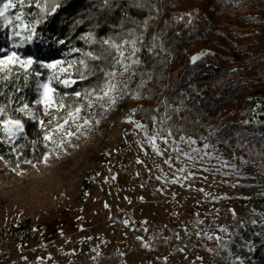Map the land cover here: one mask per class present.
<instances>
[{
    "label": "rangeland",
    "instance_id": "rangeland-1",
    "mask_svg": "<svg viewBox=\"0 0 264 264\" xmlns=\"http://www.w3.org/2000/svg\"><path fill=\"white\" fill-rule=\"evenodd\" d=\"M226 1L212 0L209 4L216 8L209 12L233 16L259 3L264 10V0ZM164 11L160 8L143 24L139 40L120 43L129 41L125 57L132 55L133 47L140 49L136 57L141 63L128 71L120 68L112 81L128 94L114 104L94 102L82 107L80 119L63 121L62 129L50 133L52 140L42 139L40 162L32 163L33 145L24 133L10 144L0 132L5 147L0 155V264H260L246 235L258 228L264 231V172L259 175L237 153L227 154L215 145L204 149L187 139L174 141L165 128H148L133 117L137 99L129 88L144 66L142 46ZM42 48L45 60L64 59L69 51L61 45L55 51L53 46ZM37 49L30 45L18 51L28 55ZM79 55L74 52L68 59ZM55 87L60 93L69 89ZM34 90L38 98L35 84ZM71 97H65L67 103ZM73 97L77 104H87ZM38 107L36 120L19 112L13 115L45 132L39 121L47 124L52 115L45 116L43 106ZM258 112L264 108L259 106ZM158 131L154 143L160 155L148 140Z\"/></svg>",
    "mask_w": 264,
    "mask_h": 264
},
{
    "label": "trees",
    "instance_id": "trees-1",
    "mask_svg": "<svg viewBox=\"0 0 264 264\" xmlns=\"http://www.w3.org/2000/svg\"><path fill=\"white\" fill-rule=\"evenodd\" d=\"M211 1L110 0V5H105L103 0H64L63 7L47 25L38 28L42 39L49 43L37 46L39 50L53 46L55 51L57 46L51 44V38L56 37L64 39L66 43L61 46L68 49L103 51L107 47L101 45L103 39L110 38L119 44L123 40H139L142 21L151 18L158 9H165L161 23L142 46L140 58L144 66L134 76V86L129 88L140 97L133 110L134 119L148 128L171 131L174 141L181 136L191 137L198 147L210 144L227 154L237 153L244 162L254 165L260 175L264 172V112H258L259 106L264 108V10L259 3L243 14L215 16L208 10ZM137 2L143 7H136ZM76 20L81 23L73 26ZM89 32L97 39L94 45L78 38ZM152 43L156 47L149 52ZM203 50L208 54L193 64L191 57ZM94 63L111 69L104 61ZM97 75L103 78L98 69ZM10 79L11 82L0 81V91L6 93L0 96V103L7 104L8 96L14 95L12 108L24 102L31 106L37 99L35 82L30 80L29 87L23 88L22 79L16 80L15 75ZM75 79L77 84L63 90L72 96L68 103L78 102L71 95L73 91L84 92L97 84L96 76L83 81L78 76ZM16 87L22 91L16 92ZM13 112L10 115L20 119ZM65 116L58 115L60 124ZM246 120L250 122L242 123ZM22 122L25 140L36 141L30 146L33 145L31 160L38 163L43 157L40 146L44 132L30 120ZM54 126L56 123L51 125ZM3 148L0 142V155L4 154ZM246 238L253 257L264 264V231L251 238L247 234Z\"/></svg>",
    "mask_w": 264,
    "mask_h": 264
},
{
    "label": "snow or ice",
    "instance_id": "snow-or-ice-1",
    "mask_svg": "<svg viewBox=\"0 0 264 264\" xmlns=\"http://www.w3.org/2000/svg\"><path fill=\"white\" fill-rule=\"evenodd\" d=\"M105 5H110V0H103ZM64 0H0V41H3V44H0V81H9L13 75H15L16 80H23V88L29 87V81L32 80L35 82L36 91L38 93V98L33 102L35 108L30 107L27 102L20 104L19 106L12 108L11 105L13 100L16 99L15 96H8L7 104L0 103V116L4 119L0 120V132L4 134V142L14 143L19 139L24 132V123L21 119L13 118L10 115V112H19L23 116H27L30 119H37V112L39 111L38 106H43V113L45 116L52 115V120L48 121L47 124L43 120L39 121V124L42 129H47L44 132L43 139L45 141L52 140L50 135L53 131H58L64 127V124H67L68 121L80 119L79 113L81 112L82 107H91L94 102H101L107 104H114L118 99H122L127 95V89L121 88L112 81L117 75L120 74L119 69L122 68L124 71L132 65H139L141 61L136 54L140 51L139 48L133 47L132 55L125 57L123 53L124 44L129 43L125 41L124 44L115 43L110 38L103 39L100 41L101 45H107L103 51L88 50L70 47L68 52H65L64 59H53L45 60L40 58V50L24 55L20 49H24L26 46L37 45V44H48L47 39H42L41 32L38 31V28L42 25H47L50 19L57 13V10L63 7ZM35 6L39 9L38 12L26 11V9ZM136 7H143L139 2L136 3ZM154 7V5H153ZM15 9V12H13ZM150 17H146L145 21ZM80 20L74 21L76 26L80 24ZM5 30H7L5 32ZM83 40L85 44L94 45L97 43V39L92 32H89L86 35L78 37ZM156 40V37H153V41ZM137 41L133 40L131 43L135 45ZM66 41L64 39H58L56 37L51 38V44L55 46L65 45ZM155 43H152L151 47L148 49L149 52H152L155 49ZM161 50L165 49L161 46ZM79 53L78 58L68 59L72 53ZM118 53V57H114L113 53ZM208 53L202 52L198 55L191 57V62L194 64L201 59L202 56L207 55ZM97 61H104L106 64L111 65V69L106 67H100ZM126 61H131V63H126ZM97 69L102 73V79L97 75ZM42 70H47V73ZM73 75L78 76L79 80H87L90 76L97 77V84L91 89H85L83 93L79 91H73L71 95L77 98H84L87 100L86 105H79L75 101L71 104L67 103L65 97L69 93H60L55 87L56 84H59L63 88H72L73 85L77 84V80L73 79ZM41 77H45L41 79ZM16 92L22 91L21 87H16ZM103 91V95H99L98 92ZM112 93H119V95H112ZM6 93L0 91V96H5ZM94 97V100H93ZM134 99H139V95L133 96ZM23 97H20L19 100L23 101ZM52 109H55L56 112L63 110L66 113V116L63 117L64 124H60L58 121L61 117L52 114ZM175 111H179L176 109ZM152 119L155 121L157 118L154 116ZM168 119H171L169 116ZM56 123V127L53 128L51 125ZM250 121H243L242 123L248 124ZM84 123H89L87 119H84ZM162 123V121H161ZM264 123V122H262ZM79 127V126H77ZM137 127L143 128L142 125H137ZM71 135V132L68 133ZM171 131L168 132V136H171ZM160 136L159 131L152 137H148L150 143H152L153 150L159 152L154 141L157 137ZM181 141H185V137H180ZM164 142L167 143V139H164ZM187 143L195 144L196 141L192 140L191 137L187 138ZM32 144H35L36 141H32ZM241 147L243 145H240ZM23 147V145H20ZM214 147L210 144H204V149H209ZM15 151V149H13ZM179 152V149H175ZM201 149L193 148L192 152L199 153ZM208 155V153H205ZM188 159L195 161L197 158L190 153H184ZM202 159V157H201ZM30 162V161H25ZM139 162V161H138ZM165 163H169L168 160ZM247 163V161H245ZM234 167V166H233ZM180 172H184L185 169H179ZM187 178V177H186ZM159 179V177H158ZM177 180H172L171 183H178ZM201 191H203L201 189ZM203 221H197V223H202ZM127 225V221L124 222ZM252 223H256L253 221ZM225 231V229H221ZM199 235V233H197ZM179 238V236H177ZM212 237H209L211 239ZM139 239V237L137 238ZM219 240V237H217ZM148 247L147 244L143 245ZM251 250V249H249ZM243 264V261L240 262Z\"/></svg>",
    "mask_w": 264,
    "mask_h": 264
},
{
    "label": "built area",
    "instance_id": "built-area-1",
    "mask_svg": "<svg viewBox=\"0 0 264 264\" xmlns=\"http://www.w3.org/2000/svg\"><path fill=\"white\" fill-rule=\"evenodd\" d=\"M171 6H173V5H171ZM211 8H212V10L214 9L213 11H215V8H216V7H215L214 5H213V6H209V9H211ZM158 10H159V9H158ZM163 13H165V11H164ZM262 231H263V229H261V228H260V229L258 228V229H256V230H253V232L250 231V232H249V233H250V238L253 237L255 234H257V233H259V232H262Z\"/></svg>",
    "mask_w": 264,
    "mask_h": 264
}]
</instances>
